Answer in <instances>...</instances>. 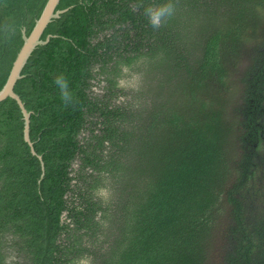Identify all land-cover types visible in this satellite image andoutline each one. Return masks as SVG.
<instances>
[{
  "label": "trees",
  "instance_id": "16d2710c",
  "mask_svg": "<svg viewBox=\"0 0 264 264\" xmlns=\"http://www.w3.org/2000/svg\"><path fill=\"white\" fill-rule=\"evenodd\" d=\"M45 3L0 0V90ZM59 10L13 87L42 166L0 102V264H264V0Z\"/></svg>",
  "mask_w": 264,
  "mask_h": 264
},
{
  "label": "water",
  "instance_id": "95a60500",
  "mask_svg": "<svg viewBox=\"0 0 264 264\" xmlns=\"http://www.w3.org/2000/svg\"><path fill=\"white\" fill-rule=\"evenodd\" d=\"M58 1L59 0H46V3L41 11V14L38 17V19L35 20V23L32 29L30 30L29 34L26 35L24 30L21 31L23 43L13 59L7 80L3 88L0 90V102L6 99L7 97H9L15 101L18 108L20 109L23 118V130H22L23 140L27 143V145L30 148V152L33 155H36V153L33 150L32 142L29 139V116L31 113L25 109L24 104L21 101L20 97L13 91V87L15 82L21 78L20 71L23 65L25 64L27 58L33 51V49L38 45L45 44L49 40L50 36H47L46 39L43 41L39 39L46 25L51 21V19L57 18L62 12L65 11V10L54 11V8L58 3ZM36 156L41 162V166H42L43 163L41 156L39 155Z\"/></svg>",
  "mask_w": 264,
  "mask_h": 264
},
{
  "label": "clouds",
  "instance_id": "9594fccd",
  "mask_svg": "<svg viewBox=\"0 0 264 264\" xmlns=\"http://www.w3.org/2000/svg\"><path fill=\"white\" fill-rule=\"evenodd\" d=\"M174 5L171 3L158 6L156 8H146L144 14L148 17L149 23L153 28H158L161 21L166 16H171L174 12ZM54 84L60 90V98L65 105L73 102V93L69 90L67 78L61 73L54 79Z\"/></svg>",
  "mask_w": 264,
  "mask_h": 264
},
{
  "label": "rangeland",
  "instance_id": "374dc122",
  "mask_svg": "<svg viewBox=\"0 0 264 264\" xmlns=\"http://www.w3.org/2000/svg\"><path fill=\"white\" fill-rule=\"evenodd\" d=\"M104 86H105L104 82H101L99 84V86L94 88V90L97 91L99 95H104L105 92H106L104 90ZM84 135H87V133H85ZM78 166H79V161H76L75 164L73 165V168L77 169ZM7 236H8L9 239H11L10 235H7ZM4 252H6V254L10 255V256L7 255L6 258H5V261L8 264H12V260L21 261L20 260L21 258L19 256H17V253H16L14 248L8 247V248H6V251H4Z\"/></svg>",
  "mask_w": 264,
  "mask_h": 264
}]
</instances>
